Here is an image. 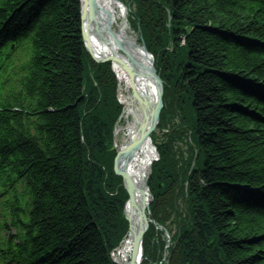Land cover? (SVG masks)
<instances>
[{"label":"trees","instance_id":"trees-1","mask_svg":"<svg viewBox=\"0 0 264 264\" xmlns=\"http://www.w3.org/2000/svg\"><path fill=\"white\" fill-rule=\"evenodd\" d=\"M128 1L165 82L159 128L172 131L149 187L152 219L172 234L169 264H264V7ZM24 38L17 79L26 74L15 97L13 83L0 94V169L21 185L24 249L42 264H114L128 228L113 171L115 75L85 49L80 0H0V41ZM187 127L198 155L186 161L175 143ZM165 246L151 226L147 262Z\"/></svg>","mask_w":264,"mask_h":264},{"label":"bare ground","instance_id":"bare-ground-1","mask_svg":"<svg viewBox=\"0 0 264 264\" xmlns=\"http://www.w3.org/2000/svg\"><path fill=\"white\" fill-rule=\"evenodd\" d=\"M108 13L111 14V19L109 21ZM111 22V23H110ZM90 27L92 36L97 38L94 41L95 48L97 52H94L100 56L104 55H120L126 59L118 49V47L113 43V39L107 35L108 27L113 28L114 35L127 43L125 50L128 51L138 63L143 67L150 69L151 58L145 55V53L135 45L137 38L134 34L130 32V26L127 21L126 11L117 4L116 0H97V11L96 18L91 22H86ZM5 29V28H4ZM4 29L1 33L4 34ZM100 30V32H98ZM103 38V44L100 43L99 38ZM130 62L129 60H126ZM136 78L133 80L129 74L124 72V70L119 66L115 65L114 70L119 80V100L124 108V113L121 117V121L125 120L126 126L121 124L118 126L116 134L124 133L123 140L118 148H124L133 142L139 131V123L142 119L143 112L138 110L135 106L131 105L130 95L133 89L136 90L139 96L149 98L150 100H155L157 96V88L153 79L146 73L145 70L140 67H135ZM157 158V151L154 143L151 140L146 141L142 146H140L130 157L125 159L123 167L127 172L130 173L131 178L134 181L133 187L135 194L140 196L141 189L145 187L147 176L150 174V166ZM138 199V197H137ZM138 201V200H137ZM141 198L139 199V203ZM150 201L149 196L147 197V202ZM128 215V211H126ZM138 215L133 214L132 227L135 228V232H138ZM134 222V226H133ZM137 229V230H136ZM132 237H128L121 247L116 252L115 260L119 264H128L132 258Z\"/></svg>","mask_w":264,"mask_h":264},{"label":"water","instance_id":"water-1","mask_svg":"<svg viewBox=\"0 0 264 264\" xmlns=\"http://www.w3.org/2000/svg\"><path fill=\"white\" fill-rule=\"evenodd\" d=\"M95 3H96L95 0H84V8H83V13H82L83 23L85 22L86 18H88L90 22L96 18L97 8H96ZM108 32L114 35L110 27H108ZM82 35H83L84 40L88 44L93 45L94 41H97V38L92 36L91 29H90V32H87L83 28ZM117 41L122 47L125 48V46H127L126 42L120 39H117ZM144 49L146 51V48ZM125 53L132 61L134 68L140 67L141 69L145 70L144 67L140 63H138L133 57H131L132 55L128 51L125 50ZM101 59L105 61H110L116 65H119L123 70H126L127 72H129L132 76L135 75V73L131 70V68H129L126 65V63L116 55L105 56V57H102ZM146 73H148V75L154 80L158 88L157 99L155 102H150L147 99H143L140 96H137L136 93L133 97H131V99L135 103L138 104V106L145 112V114L140 124L138 138L130 146H128V148L121 150L118 153V157L116 161V170L123 176L125 188L130 196V201L128 202V206L130 207V209H129V217H127V220L131 223L132 215L136 213L138 215L139 224H140V230L138 232H135L133 230L132 225L130 226V230L132 232V236L134 240L133 256H132V261L130 264H139V260H140L139 258H141V255H142V241H143L144 233L148 226V219L146 216L147 206L145 204V200L142 197L140 203L138 202L139 199H137L134 194L133 185L130 180L129 173L123 168L125 167L123 162L126 156L132 154L148 138L149 134L155 128L159 120V114H160L161 107H162L163 83L160 77L156 75V70L153 66H152V70L146 71Z\"/></svg>","mask_w":264,"mask_h":264},{"label":"rangeland","instance_id":"rangeland-1","mask_svg":"<svg viewBox=\"0 0 264 264\" xmlns=\"http://www.w3.org/2000/svg\"><path fill=\"white\" fill-rule=\"evenodd\" d=\"M165 134V133H164ZM163 133L162 132H156V136H157V138H158V142H159V144H160V142H162L163 141ZM196 140L195 139H193V142H192V146H195L196 145ZM179 149H181V150H183L184 152H186L187 151V146L185 145V144H180V145H176Z\"/></svg>","mask_w":264,"mask_h":264}]
</instances>
